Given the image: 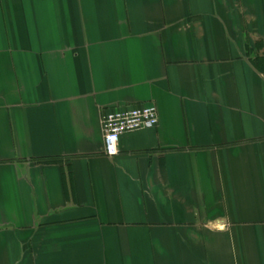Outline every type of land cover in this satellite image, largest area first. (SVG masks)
Returning <instances> with one entry per match:
<instances>
[{
	"label": "crops",
	"instance_id": "0c3cea01",
	"mask_svg": "<svg viewBox=\"0 0 264 264\" xmlns=\"http://www.w3.org/2000/svg\"><path fill=\"white\" fill-rule=\"evenodd\" d=\"M0 264H264V0H0Z\"/></svg>",
	"mask_w": 264,
	"mask_h": 264
},
{
	"label": "built area",
	"instance_id": "2783aa9c",
	"mask_svg": "<svg viewBox=\"0 0 264 264\" xmlns=\"http://www.w3.org/2000/svg\"><path fill=\"white\" fill-rule=\"evenodd\" d=\"M159 124V111L155 104L111 109L102 117L104 153L113 158L120 153V137L129 132L155 128Z\"/></svg>",
	"mask_w": 264,
	"mask_h": 264
}]
</instances>
